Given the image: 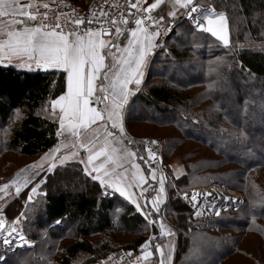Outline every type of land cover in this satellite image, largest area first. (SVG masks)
Wrapping results in <instances>:
<instances>
[{
	"label": "trees",
	"instance_id": "1",
	"mask_svg": "<svg viewBox=\"0 0 264 264\" xmlns=\"http://www.w3.org/2000/svg\"><path fill=\"white\" fill-rule=\"evenodd\" d=\"M196 2L225 11L230 46L221 45L210 33L185 20L179 22L154 53L140 89L124 112V125L135 137L134 131L169 130L165 136L153 137L162 141L165 155L185 142L193 144L178 153L184 166L179 179L171 178L169 187L168 181L165 184L164 216L176 232L174 264H187L185 259L194 254L207 259L204 264H223L230 255H244L245 264L252 260L264 264V0ZM218 57L225 58L219 65L214 63ZM177 70L184 77L175 81L172 75ZM64 87L63 70L27 71L0 65V158L4 151L32 158L52 148L58 125L50 101ZM129 139L147 172L141 144ZM163 155L161 148L163 165L169 171ZM13 178L0 174V184L2 179L12 182ZM42 179L46 183L33 193L31 201H25L31 187ZM213 185L239 190L244 199L235 210L192 220L193 208L181 194ZM9 191L11 195L4 199L6 219L12 222L24 213V234L36 243L15 250L0 244V256L5 257L0 264L20 260L28 264H96L123 249L136 251L156 237L155 223L148 225L149 220L130 203L116 193L108 194L74 162L40 172L18 198L15 190ZM57 220L62 222L57 224ZM248 234L262 240L257 254L241 245L244 238L254 244ZM162 238L160 235L159 240ZM151 250L152 258L143 264H157L154 248Z\"/></svg>",
	"mask_w": 264,
	"mask_h": 264
},
{
	"label": "snow or ice",
	"instance_id": "2",
	"mask_svg": "<svg viewBox=\"0 0 264 264\" xmlns=\"http://www.w3.org/2000/svg\"><path fill=\"white\" fill-rule=\"evenodd\" d=\"M164 0H155L154 3L148 5L147 8L140 9L146 16H141L134 20L135 27L123 28L116 27L115 37L118 41L120 36L124 35L125 31L129 33L127 42L123 48L118 43H114L110 39H105V33L110 29L106 28L104 22L100 23L99 28H88L83 34L57 32L55 29L45 30L49 26L44 24H29V21H35L37 13L31 12L27 9L32 7L31 4H22L20 0H0V17H9L5 22L0 20V65L6 66L12 64L16 60V66L23 68L27 66L31 68L33 64L37 68H44L45 70H63L66 74V91L51 99L50 103L53 111L59 108V127L56 135L60 136L62 130L74 131L79 128L88 129L90 125L100 121L104 125L105 141L104 146L99 150H94L91 146L92 141L88 143H81L79 146L84 148L88 153L86 159H82L80 163L84 164V171L93 181L99 182L103 188H113L116 193L124 197L131 203L137 212L143 211L145 216H151L154 213L160 212V205L165 202L166 189L165 178L163 173L159 179V188L156 195L152 197L151 211L147 210V205L142 206L139 203L140 197L134 198V192L129 191V188L139 187L144 184L145 176L141 173L140 166L134 164L135 171L132 173L133 182L127 179V169L117 172L120 168L119 158L113 157L116 149L108 150L107 137L118 139L114 131H109V124L111 129L118 130L122 137L125 133L123 124V112L128 103L129 97L134 95L135 90H139L144 77V69L146 68L151 55L155 48L163 47L154 44L155 38L160 35L159 22L155 17L150 15L152 10L157 9ZM141 0L132 5L137 8ZM199 5H194L193 0H173L172 10L167 12V16L175 20L178 16V9H183V15L196 28L210 33L213 37L218 38L225 47L230 46L229 32L227 28V15L224 11H219L211 7L203 16V20L199 16L193 15L199 11ZM24 17L26 19H16V17ZM164 19L163 16L160 17ZM149 20L155 23L156 31H150L145 26L144 21ZM206 22V24H205ZM82 20H76L75 24L80 25ZM113 24L127 25V17H122L121 20L112 21ZM19 25V26H18ZM207 25V26H206ZM174 27V25L170 26ZM115 49V51H113ZM106 57H111L112 63L106 64ZM225 58L218 57L214 63L217 65L223 63ZM242 67V65H241ZM250 76L254 74L249 72ZM102 77V80H101ZM97 84H99V92L103 93V97L96 95ZM134 85V89L129 88V85ZM247 103V102H246ZM91 104H102L103 107L97 109ZM17 111V118H19V110ZM74 134L76 132L74 131ZM241 133V138L244 137ZM122 142V141H121ZM129 143H132L129 139ZM62 147L58 143L53 149L46 153V156H53L54 153L59 152ZM75 152L67 156L54 157L60 164H64L67 159L75 158ZM135 153L126 151L125 156H134ZM156 156L150 149L148 150L149 161ZM106 157L103 163L98 162V158ZM111 162L115 167L106 168L105 165ZM33 167L40 169L35 175L39 176L40 172L45 171L42 165L36 164ZM56 167V163L49 162L46 171L52 172ZM93 172L95 173L93 175ZM155 169H152V178L155 179ZM179 179V177H177ZM31 183V181H29ZM46 183L42 179L27 193L25 199L32 200V194L36 193L41 185ZM15 182L5 183L0 185V192L4 193V198H0V244L7 250H12L11 246H32L36 242L30 241L26 238L24 230L21 226V217L25 214L20 213L13 217L11 227L7 226L4 209L7 204L4 199L10 193V187L14 186ZM173 187L175 185H172ZM25 188L28 184L24 185ZM149 191V187H142L140 196H144ZM22 194V188L15 186V197L18 198ZM212 196V193L205 194ZM187 199V194L184 196ZM227 204L233 201L239 204V198L223 196L221 198ZM192 207L195 209V215H205V209H211L216 215H220L219 207L214 200H210L207 204L197 203V195H191ZM10 202V201H9ZM264 203V200L261 201ZM225 205V206H226ZM253 222L255 216L252 217ZM62 221L57 220L55 223L59 224ZM149 223H155L150 220ZM166 225L161 223L160 231L162 235L173 236L175 233L168 229L165 233ZM46 235V233H45ZM156 237H150L143 244L140 245V250L145 261L149 260L152 252L149 250L152 245L151 240ZM155 249L160 253L159 264H172L174 259L175 244L169 246V250L164 252L160 244L155 245ZM5 257L0 256V262H3ZM18 264H28L26 260H20ZM75 264V262H74ZM139 264V262H134ZM151 264H156L152 261Z\"/></svg>",
	"mask_w": 264,
	"mask_h": 264
},
{
	"label": "built area",
	"instance_id": "3",
	"mask_svg": "<svg viewBox=\"0 0 264 264\" xmlns=\"http://www.w3.org/2000/svg\"><path fill=\"white\" fill-rule=\"evenodd\" d=\"M137 0H89L87 5H81L75 0H51L49 3L45 5H32L30 9L31 12L37 13V18L34 24H44L49 26L45 30L55 29L57 32H63L64 34L68 33H81L83 34L88 28H99L100 23L97 21L104 22L106 28L110 29L105 33V38L110 40H115V29L116 27H123V24H113L112 21L121 20L122 17H127L129 14H134L137 18L141 16H146L148 13H144L140 9L141 3L137 8H133L132 5L136 4ZM194 5H199V11L194 13L193 15L199 16L201 20H203L204 14L209 10L201 6L196 0H193ZM184 10L177 16L175 20L168 16L161 15L157 12L151 11L150 15L155 17V20L159 22V31L160 35H158L154 44L157 46L163 45L167 36L171 34L175 26L185 20L190 25L191 22L184 17ZM163 16L164 19L161 20L160 17ZM76 20H82L80 25H76ZM145 26H147L150 31H156V25L152 21L145 20ZM206 24V22H205ZM174 25V27H170ZM194 26V25H192ZM207 26V25H206ZM204 31V30H203ZM126 32V31H125ZM121 37V36H120ZM157 47L153 51L154 53L159 49ZM134 139L139 142L143 148V150L148 154V150L150 149L156 156L151 159L154 166L160 171H163L161 164V145L155 140L153 137H134ZM162 210V214H163ZM16 244L11 246V249H16ZM143 262L141 251L137 250L136 252H128L121 251L116 254H112L107 258L97 262L96 264H134V262Z\"/></svg>",
	"mask_w": 264,
	"mask_h": 264
},
{
	"label": "rangeland",
	"instance_id": "4",
	"mask_svg": "<svg viewBox=\"0 0 264 264\" xmlns=\"http://www.w3.org/2000/svg\"><path fill=\"white\" fill-rule=\"evenodd\" d=\"M201 6H208L209 8H205V9H210L212 6L210 5H204L202 2L199 3ZM216 9V8H215ZM217 12L219 11H224V10H218L216 9ZM225 12V11H224ZM5 22H7L8 20H3ZM30 23H33V21H29ZM128 24L127 25H124V28H128ZM35 25V24H34ZM228 26V24H227ZM198 29V28H197ZM126 34V32H125ZM123 36V35H122ZM121 36V37H122ZM114 43H118V41H113ZM126 43V42H125ZM125 43L123 44H119L120 46L124 45ZM113 51H115V49H113ZM152 57H153V53L151 55V58L146 66V68L144 69V73L147 74V69H148V65L150 64L151 60H152ZM106 64H111L112 63V59L111 57H106V61H105ZM184 69H186V66H183ZM22 69L24 70H27V71H33V70H36L37 68H28L27 66L23 67ZM144 74V76H145ZM184 77V74L182 73L181 70H177L173 75H172V79L177 81V80H181V78ZM144 79V77H143ZM101 80H102V77H101ZM143 82V80H142ZM56 113V112H55ZM57 120L59 118V116L55 117ZM133 131H134V127H133ZM136 136H143V135H147V136H150L152 135L151 137H154V136H161V135H166L167 132H169V130L167 129H161V128H157L156 127V130L153 129V131H151L152 133H149V134H144L142 131H134ZM160 141V145L162 146V141ZM185 145H191L193 146V144H190L189 142H185L183 144V146H179L177 148H174V150L168 154V155H165V152H164V148L163 146L161 147L162 150H163V156H164V161L167 163L169 162L170 164V168H169V171H167V169H165V166L163 165V157L161 158V164H162V168H163V171L160 172L155 166L154 164L152 163V161H149V157H148V154L143 150V157L145 158V160L147 161L146 162V165H147V176H148V179L150 181V185H149V182L145 180V184H143V186L145 187H149V192H151V195L152 196H155L156 195V192L158 191V188H159V179L161 177V173H163L164 175V178H165V184L166 182L168 181V187H169V184H172L170 182V179L171 178H175L177 173L179 172H183L184 171V166L182 164V160L181 158L179 157L180 155H178V153L181 152V150H185L184 149V146ZM204 148H202L203 150ZM209 151V150H208ZM211 151H209V156H211ZM42 154V153H41ZM40 154V155H41ZM35 156V157H32V158H25L23 156H20V155H17L16 153L14 152H6L4 151L3 153V156L2 158H0V174L2 175V177L4 176H7V175H14V178L16 181H18L19 183V187H21L22 189L24 188V185L25 184H28L29 185V181L32 180V178L34 177L35 173L38 172V171H34L32 170L31 172L29 173H25L26 177H24V180L21 179V175L20 173H17V172H21L22 169H24L23 171L27 172L28 171V166L30 165L31 161H34L36 160L37 158H39V156ZM38 160V159H37ZM10 161V162H9ZM10 165V168L9 170L6 169L7 165ZM28 167V168H27ZM3 169V170H2ZM152 169H155L156 172H155V179L152 178ZM150 171V172H149ZM4 180V181H3ZM13 180V179H12ZM26 180V181H25ZM3 182H1L0 185L2 184H5V183H10L11 182V179L9 181H6L5 179H2ZM61 185V183H59ZM214 188H219L220 190H222L223 192H225V194H227V196L229 197H236V198H239V202L243 201L244 199V195H243V192L239 191V190H231V189H226L224 188L223 186H220V185H213V186H209V187H194V188H191L189 190H186L184 193L181 194L182 198L185 200V202L191 207H192V201H191V195L195 193V191H199L198 193H200V195H198V199H197V203L199 204H207L210 200H214L217 204V206L219 207V211L220 213L223 212V211H228V210H235L236 209V202L233 201L231 204H227L226 205V202L223 201L221 198L219 197H214L213 195L212 196H206V195H203V194H207V192H202L201 194V191L202 190H214ZM165 189H166V186H165ZM14 190H15V187H14ZM31 190V189H30ZM29 192V191H28ZM185 194H187V199L184 198ZM200 196V198H199ZM223 197V196H221ZM0 198H3V197H0ZM27 201V200H25ZM167 203V197L165 199V202L163 204L160 205V212L157 214V213H154L153 215L151 216H147L148 220H152L154 221L155 220V227H156V231L157 233H155L156 237L158 238V240H153L151 243L152 244V247L154 248V251H155V254H156V257L158 259V262L157 264H159V260H160V253L156 251L155 249V245L156 244H160L162 241L163 243L160 244L162 246V250L164 252H167L169 250V246L171 244H175L176 242V232L175 230L173 229L174 227L172 225H169L168 222L166 221L165 219V216L164 214H166V211H164V207H165V204ZM147 205V204H145ZM226 205V206H225ZM2 207V206H0ZM147 210L148 211H151V203L149 202V204L147 205ZM162 210L164 211L163 214L161 213ZM215 216H218L215 214V212L211 209H205V215L203 216H197L195 215V209H193V213L191 214V218L192 220L194 221H197V220H205V219H208V218H212V217H215ZM167 217V216H166ZM148 221V225H151ZM161 223L165 224L166 225V228H165V233H167L168 229H171L175 235L173 236H168V235H161V231H160V225ZM241 230H237V233H239ZM160 235L163 237L161 240H159L160 238ZM120 236V234H119ZM130 237V236H129ZM132 237V236H131ZM248 238L247 239H251L254 241V244H248L247 243V240L246 238H244L243 240H241V245L243 247H245L247 249V252H255L257 254V252L260 250L261 251V247H262V240L255 236V235H252V234H248L247 236ZM258 244V245H257ZM140 247V246H139ZM138 247V248H139ZM152 247H150V249H152ZM176 247V245H175ZM122 251H126V249H123ZM136 252V251H135ZM119 253V252H118ZM116 254V253H115ZM174 254H175V251H174ZM196 254L194 255H190L188 256L184 262H186L187 264H204V262H208L207 259H202L201 256H195ZM264 257V256H263ZM175 258V256H174ZM241 264V263H248V261L246 260V257L244 255H230L229 257L227 256L226 258H224L223 260V264ZM253 264V260L250 262ZM172 264H174V259L172 260Z\"/></svg>",
	"mask_w": 264,
	"mask_h": 264
},
{
	"label": "crops",
	"instance_id": "5",
	"mask_svg": "<svg viewBox=\"0 0 264 264\" xmlns=\"http://www.w3.org/2000/svg\"><path fill=\"white\" fill-rule=\"evenodd\" d=\"M50 1L51 0H20V2L22 4H31V5H45V4L49 3ZM75 1L78 2L81 5H87L88 2H89V0H75ZM154 2H155V0H141V7L142 8H147L148 5H150V4L154 3ZM172 2H173V0H164V2L157 9L152 10V11L153 12H158L161 15L162 14L163 15H167V12L172 10ZM182 10L183 9H178V14L181 13ZM136 18H137V16H135L134 14H129V16H128V23H129L128 24V28L135 27L134 20ZM5 19L8 20L9 17H0V20H5ZM16 19L20 20V19H26V18L17 16ZM29 24L34 25L33 23H30V22H29ZM128 35H129V33L126 31V35L124 36V38L121 41L118 40V44H123V43L127 42ZM105 39H107V38H105ZM113 41L117 42L116 39L113 40ZM123 46L124 45H122L120 47L123 48ZM5 65L13 67V68H16V69H22V68L16 66V60L15 59L13 60L12 64H8V62L5 61ZM31 68L35 69L37 67L35 66V64H33ZM22 70H24V69H22ZM36 70L45 71L44 68H37ZM48 70H53V69H48ZM65 76H66V74H65ZM129 88L134 89V85L130 84ZM66 90L67 89H66V80H65L64 91H66ZM135 93H136V90H135ZM96 95H100L101 97H103V95H104L103 93L99 92V84H97ZM133 96L134 95H131L129 97L127 105L131 102V100L133 99ZM127 105L125 107V110L127 108ZM91 106H95V107H97V109H100V108L103 107L102 104H91ZM50 110H51V112L54 113V115L56 117L60 115L59 108H57V109H55V111H53L51 103H50ZM125 110H124V112H125ZM124 112H123V118H124ZM123 124H124V120H123ZM57 125L59 127L58 120H57ZM58 127H57V129H58ZM108 128H109V131H114L116 133V136L118 137V139H113L112 137H107L109 152L111 153V149H113V148L116 149V151L114 153H111V154L113 155L114 159L115 158H119L118 162L120 164V168H117L116 171L117 172H121L124 169H127L128 170L127 171V179H128L129 182H133L134 178H133L132 173L135 171V169L133 168V165L134 164H138L140 166L141 173L145 176V180L148 181L149 179H148V176L146 175L147 172L145 171V169L142 166V164L137 161V154H136V150L134 148V144L129 143V140H128V137L134 139L135 136H133L132 134L127 132L128 130L126 129L125 125H124V128H125L126 131H125V133H124V135L122 137L120 136V133H119L118 130L111 129L110 124H109ZM74 131L76 132V134H74ZM74 131L62 130V134L60 136H57V141L52 146V148H50L47 151L43 152L39 156V158H37L38 160L36 159L34 161H31L30 165L28 166L29 168L27 167L28 168L27 172L23 171L26 168L22 169L21 172H17V173H20L21 179L24 180V177H26L25 173H29L32 170L39 172L40 171L39 168L33 167L36 164L42 165L43 168L46 171L50 161L56 163V166L65 165V164L71 163V162L77 163V164H79V168L82 169V172L84 174H86L85 171H84V164L80 163V161L82 159H86V156H87L88 153L86 152V150L84 148H81L79 145L81 143H88L89 141H92L91 146L94 148V150H99L101 147H103L104 146V141H105L104 125H103L102 122L98 121L95 124L90 125L88 129L79 128L78 130H74ZM140 137H146V136H140ZM58 143L62 144V147L60 148L59 152L54 153L53 156H46L45 154L49 153V151L51 149H53ZM140 148H142V146H140ZM142 150H143V148H142ZM126 151H131V152L135 153V155L134 156H125ZM73 152H75L77 154L75 156V158L67 159L64 164H60L57 160L54 159V157L67 156V155H70ZM105 159H106V157H100V158H98V162L103 163ZM145 162H146V160H145ZM145 166H146L145 168H147L146 164H145ZM105 167L106 168H112V167H115V165H113L111 162H109L108 164L105 165ZM182 173L181 172L177 173L176 177L180 176ZM94 174L95 173L93 172V175ZM86 175H88V174H86ZM34 177H36V175H34ZM34 177L32 178V180L34 179ZM13 181L15 182V185L10 187L11 190H14L12 187L19 186V183H18V181L15 180V178H13ZM144 184H145V182H144ZM35 185L36 184H34V186ZM149 185H150V183H149ZM142 187H145V186L141 185L139 187L129 188V191L134 192V194H135L134 198L135 197H140L139 203L142 206H144L145 204H147V205L149 204V202L151 201L153 196L151 195V196L147 197L146 193L144 194V196H140V192H141V188ZM106 190H107L108 194L116 193L113 188H106ZM2 193L3 192H0V196L2 195ZM116 194L118 196H120L119 193H116ZM121 198H123L126 202L130 203L124 197H121ZM139 213L142 214L144 216V218H146V220H148L147 219L148 217L144 215L143 211H140ZM5 219H6V217H5ZM6 222H7V226L8 227L12 226L11 225V221H8L6 219ZM162 243H163V241L160 244H162Z\"/></svg>",
	"mask_w": 264,
	"mask_h": 264
},
{
	"label": "bare ground",
	"instance_id": "6",
	"mask_svg": "<svg viewBox=\"0 0 264 264\" xmlns=\"http://www.w3.org/2000/svg\"><path fill=\"white\" fill-rule=\"evenodd\" d=\"M200 191V190H199ZM198 190L197 191H195V194L197 195V193L199 192ZM202 192H207V193H212L213 194V196L214 197H219V198H222L221 196H227V194H225V192H223L222 190H220L219 188H214V190H202L201 191V194H202ZM198 195H200V193H198ZM198 195H197V197H198ZM203 195H205V194H203ZM199 198H200V196H199ZM198 199V198H197Z\"/></svg>",
	"mask_w": 264,
	"mask_h": 264
},
{
	"label": "water",
	"instance_id": "7",
	"mask_svg": "<svg viewBox=\"0 0 264 264\" xmlns=\"http://www.w3.org/2000/svg\"><path fill=\"white\" fill-rule=\"evenodd\" d=\"M227 28H228V26H227ZM228 32H229V29H228ZM213 37V36H212ZM215 40H217L221 45H223V43L221 42V41H219L218 40V38H216V37H213ZM229 39H230V37H229ZM150 251H151V249H149ZM152 252V251H151ZM153 255V254H152ZM143 257V256H142ZM152 257V256H151ZM151 257H149V259L151 258ZM143 260H144V258H143Z\"/></svg>",
	"mask_w": 264,
	"mask_h": 264
}]
</instances>
